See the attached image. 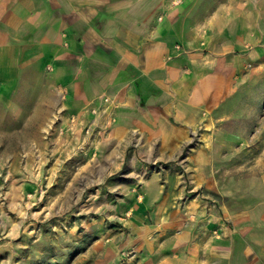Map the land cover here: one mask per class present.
<instances>
[{"label": "crops", "instance_id": "crops-1", "mask_svg": "<svg viewBox=\"0 0 264 264\" xmlns=\"http://www.w3.org/2000/svg\"><path fill=\"white\" fill-rule=\"evenodd\" d=\"M48 67L63 117L118 104L105 160L135 182L109 264H264V161L233 174L223 138L225 101L264 78V0H0V82Z\"/></svg>", "mask_w": 264, "mask_h": 264}, {"label": "rangeland", "instance_id": "rangeland-1", "mask_svg": "<svg viewBox=\"0 0 264 264\" xmlns=\"http://www.w3.org/2000/svg\"><path fill=\"white\" fill-rule=\"evenodd\" d=\"M50 71L20 69L16 84L0 82V264H109L106 253L126 236L120 204L135 182L110 174L105 160L114 145L109 107L118 104L101 95L90 110L99 118L63 117ZM224 110L233 115L223 138L235 141L224 147L228 170L247 175L264 161V78L241 84ZM122 262L117 251L111 263Z\"/></svg>", "mask_w": 264, "mask_h": 264}, {"label": "built area", "instance_id": "built-area-1", "mask_svg": "<svg viewBox=\"0 0 264 264\" xmlns=\"http://www.w3.org/2000/svg\"><path fill=\"white\" fill-rule=\"evenodd\" d=\"M109 99L108 98H105V101H108Z\"/></svg>", "mask_w": 264, "mask_h": 264}, {"label": "bare ground", "instance_id": "bare-ground-1", "mask_svg": "<svg viewBox=\"0 0 264 264\" xmlns=\"http://www.w3.org/2000/svg\"><path fill=\"white\" fill-rule=\"evenodd\" d=\"M9 146V145H8ZM12 149V148H11ZM7 151V150H6Z\"/></svg>", "mask_w": 264, "mask_h": 264}]
</instances>
